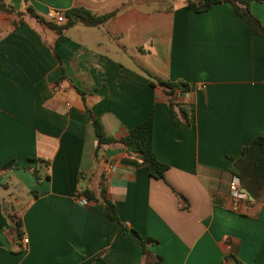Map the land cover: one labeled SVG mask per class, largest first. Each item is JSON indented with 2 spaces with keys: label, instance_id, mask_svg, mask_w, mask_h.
I'll return each mask as SVG.
<instances>
[{
  "label": "crops",
  "instance_id": "obj_1",
  "mask_svg": "<svg viewBox=\"0 0 264 264\" xmlns=\"http://www.w3.org/2000/svg\"><path fill=\"white\" fill-rule=\"evenodd\" d=\"M0 2L45 19L73 8L115 13L56 43L44 24L24 15L14 25L0 11V264H264V203L233 212L228 189L241 150L264 136V41L231 5L195 13L185 0ZM249 10L264 27V2ZM158 81L188 86L173 93L194 109L188 129L175 125ZM93 119L114 139L150 119L163 178L117 144L95 158ZM36 164L48 176L40 183L23 169ZM100 179L121 224L155 241L150 256L111 234L97 203H75L86 189L98 194Z\"/></svg>",
  "mask_w": 264,
  "mask_h": 264
},
{
  "label": "trees",
  "instance_id": "obj_2",
  "mask_svg": "<svg viewBox=\"0 0 264 264\" xmlns=\"http://www.w3.org/2000/svg\"><path fill=\"white\" fill-rule=\"evenodd\" d=\"M264 0H185V8L195 13L209 10L215 5L227 3L231 5L234 14L244 21L249 27L250 33L260 37L264 41V27L250 12L249 6L251 3H262ZM0 11L8 14H14L16 20L14 25L22 22L23 16L27 15L36 22L44 24L49 30L57 35L56 43L64 39V32L75 25L84 27H97L104 24L115 13L96 16L91 12L82 8H73L62 13L64 21L62 23H54L45 18L35 14L30 7H27L24 12H19L13 6L0 2ZM147 76V75H146ZM148 77V76H147ZM163 86L170 97L168 104L169 112L175 125L178 127L188 129L194 120V109L190 105H183L173 100V93L175 90L186 91L188 86L183 83H171L169 81H158ZM152 85L153 82L150 81ZM93 129L96 137V144L94 149L95 158L105 148L114 144L124 148L128 155L135 157L139 164L144 167L150 177L154 179H162L167 166L157 161L152 152V123L148 119L134 128L130 129L126 135L120 139L107 137L102 129L101 124L93 119ZM34 161V160H31ZM39 163L38 160L34 161ZM14 161H10L2 166V170H9L13 167ZM236 175L240 180L242 189H245L256 203H264V136L255 137L248 146L241 150V154L234 163ZM29 171L35 179L36 183H40L41 179L48 176H40L41 166L36 164L34 166H27L23 168ZM98 194L92 190L86 189L82 193H77V196L84 197L88 202L97 203L106 217L113 223L111 234L123 233L128 235L131 231L136 235L134 239L141 247L143 255L150 256L146 251V246L154 244L155 241L149 238L142 240L137 233L121 224L116 214L114 205L104 198L102 189V179L99 180ZM249 201H247V204ZM18 227V222L14 221ZM162 259L156 257L153 264H160ZM236 264H243L236 260Z\"/></svg>",
  "mask_w": 264,
  "mask_h": 264
},
{
  "label": "built area",
  "instance_id": "obj_3",
  "mask_svg": "<svg viewBox=\"0 0 264 264\" xmlns=\"http://www.w3.org/2000/svg\"><path fill=\"white\" fill-rule=\"evenodd\" d=\"M46 20L54 23H62L64 21L63 15L59 11H49L45 15ZM113 168H110L112 171ZM229 197H230V206L231 211L236 212L241 204H247L248 197L245 193L241 192L240 180L236 174L232 175L231 180L228 184ZM75 203L80 206H87L88 201L84 197L77 196L75 197ZM21 243L27 244L28 240L25 236L21 237Z\"/></svg>",
  "mask_w": 264,
  "mask_h": 264
},
{
  "label": "water",
  "instance_id": "obj_4",
  "mask_svg": "<svg viewBox=\"0 0 264 264\" xmlns=\"http://www.w3.org/2000/svg\"><path fill=\"white\" fill-rule=\"evenodd\" d=\"M241 192H243V193H245L247 195L248 201L253 202V198L248 194V192L245 189H241ZM128 235L132 239L136 238V235L133 232H131V231L129 232Z\"/></svg>",
  "mask_w": 264,
  "mask_h": 264
}]
</instances>
